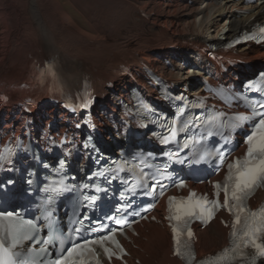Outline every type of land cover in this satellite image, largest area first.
<instances>
[{
  "label": "bare ground",
  "instance_id": "obj_1",
  "mask_svg": "<svg viewBox=\"0 0 264 264\" xmlns=\"http://www.w3.org/2000/svg\"><path fill=\"white\" fill-rule=\"evenodd\" d=\"M240 8L241 3L233 0H0V37L6 46L0 57V132L20 134L23 123L30 120L36 134L49 120L57 119L53 129H44L45 137L61 125L74 123L62 107H50L47 99L41 107L23 108L28 94L22 81L34 57L43 62L60 55L67 74H91L100 97L94 104L97 119L106 132L114 133L111 138L102 131L108 140L124 138L116 94L127 93L137 79L155 94L152 80L143 73L136 76L130 66L141 69L149 63L155 71L167 70L170 80L181 82L189 72H177L176 66L183 59L191 65L201 60L210 70L208 77L234 84L233 76L219 73L217 63L216 67L208 63L211 49L205 47V36L213 29L211 36L217 37L225 26L222 22L228 20L226 37L236 36L258 20L264 5H252L243 14L233 12ZM140 10L148 11L147 18L141 17ZM214 54L225 61L239 58L264 65V48L242 46ZM140 233L135 239L140 248L132 249L129 258L132 264L134 258L140 264H177L164 223L148 224ZM226 235L227 229L214 220L199 232V253L227 245Z\"/></svg>",
  "mask_w": 264,
  "mask_h": 264
},
{
  "label": "snow or ice",
  "instance_id": "obj_2",
  "mask_svg": "<svg viewBox=\"0 0 264 264\" xmlns=\"http://www.w3.org/2000/svg\"><path fill=\"white\" fill-rule=\"evenodd\" d=\"M260 32L264 33V28H261ZM252 38L251 36L245 37V39ZM40 75L42 78L46 76L55 77L53 66L48 65ZM250 87L253 86L250 85ZM262 89H264V83L255 88L258 92ZM177 99L183 98L178 97ZM233 99L235 98L229 96L226 102L231 104ZM89 105L90 101L80 105V107L87 108ZM203 107L205 105L202 101L191 105V108ZM248 108L249 114L210 113L204 117L201 124L198 122L199 117L182 119L187 111L186 107H182L172 120L169 135L162 138V142L167 144L174 141L180 132L187 133L192 128L203 127L205 131L201 134L200 139L192 140V146L199 145L203 149L204 141L207 138L215 135L227 139L224 137L225 130L231 135L233 131L250 123V130L245 137L247 150L243 157H238L232 163H228V174L224 184L217 183L215 185L218 190L217 199L212 201L207 200L206 197L193 199L196 197V193H191L187 202L181 201L179 205L174 206L173 201L176 200V197L169 198L170 211L175 208L169 219L177 222L173 225L176 242L175 255L185 259L187 264H193L196 261V255L191 244L194 237L189 226L191 220L198 219L207 223L213 217L215 210L221 207H225L234 213L231 246L223 250L222 253L207 258L206 262L201 261L197 264H255L256 258H264V206L253 210L246 203L257 188L264 186V111H257V109L264 110V103L257 101L254 104H249ZM145 110L152 111L147 106H145ZM189 146L187 143L183 145V147ZM6 151L10 153L11 150L6 149ZM202 158H219L221 163H224L225 159L219 149H216L215 153L203 152ZM115 170L125 171L126 169L123 165H117ZM128 170L131 171V169ZM59 183V181H53L44 188V191L46 193H59L62 191V188L57 186ZM179 186L183 187L182 184ZM221 188L225 196L222 204L218 199ZM86 199H90L94 203L96 197H86ZM45 219H49V217L46 216ZM117 223L123 224L124 221H117ZM40 231L37 222L26 219L19 211H0V264H45V257L49 254L48 247L41 246L29 248L27 251L22 250L26 241L50 245L56 239L53 235L54 227L50 219L46 239H37ZM181 237H185V239L182 241ZM107 239L109 237H101L99 240L86 241L84 244H74L66 250V254L57 258L54 264H88L85 256L86 253H91L92 249L88 248L87 245L89 243H102ZM116 246L120 247L118 242ZM249 249L252 252H249ZM104 250L109 254V257L114 254L107 248ZM74 256L76 258H73Z\"/></svg>",
  "mask_w": 264,
  "mask_h": 264
},
{
  "label": "rangeland",
  "instance_id": "obj_3",
  "mask_svg": "<svg viewBox=\"0 0 264 264\" xmlns=\"http://www.w3.org/2000/svg\"><path fill=\"white\" fill-rule=\"evenodd\" d=\"M152 15H154V12L152 13ZM35 51L32 53V57H34ZM32 59V58H31ZM177 65V64H176ZM178 69L177 66L175 68V70Z\"/></svg>",
  "mask_w": 264,
  "mask_h": 264
}]
</instances>
